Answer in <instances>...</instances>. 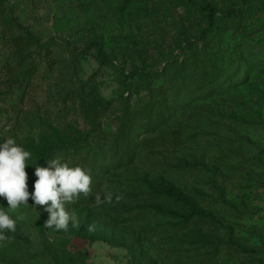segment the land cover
Instances as JSON below:
<instances>
[{
  "label": "rangeland",
  "instance_id": "374dc122",
  "mask_svg": "<svg viewBox=\"0 0 264 264\" xmlns=\"http://www.w3.org/2000/svg\"><path fill=\"white\" fill-rule=\"evenodd\" d=\"M153 94L170 107L132 139V163L90 164L91 145L52 158L92 184L65 203L76 226L45 228L49 213L31 199L40 151L81 135L102 147L95 123L113 138ZM101 98L111 104L94 118ZM8 138L31 153L30 195L16 210L0 197L16 220L0 264H264V0H0Z\"/></svg>",
  "mask_w": 264,
  "mask_h": 264
},
{
  "label": "clouds",
  "instance_id": "9594fccd",
  "mask_svg": "<svg viewBox=\"0 0 264 264\" xmlns=\"http://www.w3.org/2000/svg\"><path fill=\"white\" fill-rule=\"evenodd\" d=\"M30 155L12 138L0 144V197L6 199L8 208L12 210L28 204L30 194L25 169ZM49 165L48 168H35L34 174L38 179L34 183L31 199L34 205L45 206L44 210L49 213L45 228L67 230L70 221L76 226L78 220L74 212L65 210V203H74L81 193L88 195L91 192L92 178L82 167H69L67 163H61L57 159L49 161ZM120 198L116 197L117 200ZM96 199L99 203L101 197L98 195ZM103 200L111 202L112 195L105 194ZM5 230L15 232L16 220L6 211L0 210V242L9 239L4 235ZM88 230L94 231V225H89Z\"/></svg>",
  "mask_w": 264,
  "mask_h": 264
},
{
  "label": "trees",
  "instance_id": "16d2710c",
  "mask_svg": "<svg viewBox=\"0 0 264 264\" xmlns=\"http://www.w3.org/2000/svg\"><path fill=\"white\" fill-rule=\"evenodd\" d=\"M245 1V0H244ZM206 11L213 16L214 10L207 8ZM226 15L232 18H239L240 13L235 10H230ZM190 49L194 54H197L196 49L190 45ZM98 55L101 59L105 58V55L100 47L97 49ZM134 69L129 72L128 75L124 76V81L131 76L138 75V68L136 65ZM228 83L221 81L219 84L214 85V88L225 87ZM99 106H92L91 111L93 112L94 118H97L103 114L108 106H110L112 100H102ZM170 104L167 102V98L164 94L157 95L153 94L149 102L141 107L137 113L142 118V121H133L129 118L118 130V133L113 138H104L98 131V123H95L93 130L94 133L101 136L99 140L102 141V147H98L89 140V136L81 135L64 144H51L44 147L37 156V166L48 168L49 161L54 156L64 155L68 152H77L83 148L84 145H91L93 152L89 154L90 164H96L100 157H106L110 155V164H130L134 161L136 156V146L132 143V139L140 138L145 133L155 130L156 123L164 118V113L168 110ZM94 122V121H93ZM144 140V139H143ZM151 195L153 197L170 198L165 191L154 192Z\"/></svg>",
  "mask_w": 264,
  "mask_h": 264
}]
</instances>
